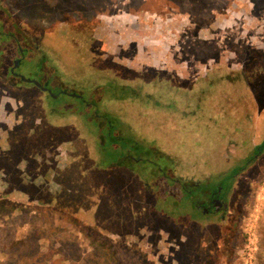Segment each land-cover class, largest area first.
Wrapping results in <instances>:
<instances>
[{
    "label": "flooded vegetation",
    "instance_id": "flooded-vegetation-1",
    "mask_svg": "<svg viewBox=\"0 0 264 264\" xmlns=\"http://www.w3.org/2000/svg\"><path fill=\"white\" fill-rule=\"evenodd\" d=\"M67 14L29 25L0 0V191L76 206L96 219L108 249L141 264H195L224 246L232 254L252 190L240 182L264 156L263 140L233 164V125L218 115V101L232 112L234 80L248 86L245 60L235 65L213 24L195 25L198 39L188 49L173 41L170 55L167 22L148 27L110 10L77 23ZM142 29L149 57L135 38ZM262 82L252 93L259 119Z\"/></svg>",
    "mask_w": 264,
    "mask_h": 264
},
{
    "label": "rangeland",
    "instance_id": "rangeland-1",
    "mask_svg": "<svg viewBox=\"0 0 264 264\" xmlns=\"http://www.w3.org/2000/svg\"><path fill=\"white\" fill-rule=\"evenodd\" d=\"M4 1L19 22L42 27L63 22L67 13L73 22L78 23L80 19H93L97 14L109 16L107 14L110 10L130 19L139 17L148 27L164 21V24L168 23L170 30L168 43L180 39L186 41L183 46L187 49L192 46L189 42L198 39L196 32H192L195 25L201 24L205 29H209L211 24L216 25L217 31H220L217 35L218 41L220 40L218 43L228 41L234 46L229 56L239 67L244 64L242 60H245L249 80L248 86L245 80H234L230 94L232 112L224 111V108L220 111L221 104L218 101L219 120H222L224 126L228 118V124L231 121L233 125V143L230 147L234 151L233 164L244 160L253 151L254 143L260 144L264 140V119L257 117L252 95L253 91L257 92L258 82H264V41L258 45V41L262 40L258 32L264 30V0ZM121 7L130 12L118 11ZM109 21L118 23L120 20ZM149 33L153 40L160 38H157L156 33ZM139 34L140 37L136 35L135 38L141 43V55L149 57L141 39L148 32L142 29ZM154 43V47L158 48L157 42ZM174 44V49L170 45V55H178L175 49L180 45ZM244 45L247 49L242 50ZM258 46H261L260 50ZM258 71L260 75H254L253 72ZM247 93L248 99L245 98V101L244 95ZM225 94L226 91L223 103ZM194 135L195 133L192 134ZM184 146L195 151L198 147L195 143H190L188 138ZM200 146H207V143ZM247 181L252 187L250 203L245 210L247 212L241 217L232 254L227 255L224 246L221 247V253L216 250L217 253L206 252L207 257L199 256L195 264H217L218 259L222 260L220 264H244L246 261L249 264H264V156L247 172L245 179L240 182L241 187ZM49 201L43 202L45 205L36 206L33 202H27L19 192L0 191V264H141L140 257L137 258L134 253L125 254L117 246L108 249L96 227V219H90L82 210H77L76 206H55ZM73 212H78V215L74 217ZM85 219L94 226H89L83 221ZM158 226L168 231L178 229L166 223ZM212 237L215 238V235ZM217 244L214 242L210 249L213 250Z\"/></svg>",
    "mask_w": 264,
    "mask_h": 264
},
{
    "label": "built area",
    "instance_id": "built-area-1",
    "mask_svg": "<svg viewBox=\"0 0 264 264\" xmlns=\"http://www.w3.org/2000/svg\"><path fill=\"white\" fill-rule=\"evenodd\" d=\"M244 264H249V262H248V261H246V263L244 262Z\"/></svg>",
    "mask_w": 264,
    "mask_h": 264
}]
</instances>
